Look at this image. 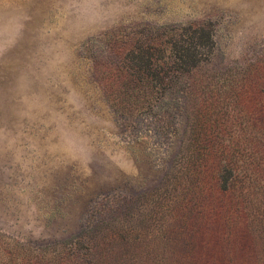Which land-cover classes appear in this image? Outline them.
<instances>
[{"label": "rangeland", "instance_id": "1", "mask_svg": "<svg viewBox=\"0 0 264 264\" xmlns=\"http://www.w3.org/2000/svg\"><path fill=\"white\" fill-rule=\"evenodd\" d=\"M0 264H264V0H0Z\"/></svg>", "mask_w": 264, "mask_h": 264}, {"label": "trees", "instance_id": "2", "mask_svg": "<svg viewBox=\"0 0 264 264\" xmlns=\"http://www.w3.org/2000/svg\"><path fill=\"white\" fill-rule=\"evenodd\" d=\"M213 43L211 28L202 25H189L182 32L172 36V39L167 42V46L163 50V56L159 57L158 60H161L163 64H166L169 60L176 69L187 70L197 65L205 57L203 49H211ZM127 58L131 60V67L138 71L137 77L139 78L137 79H143L140 72L150 81H156L160 78V74L153 69L155 60L152 54L131 52ZM230 177L224 178L223 189L226 188Z\"/></svg>", "mask_w": 264, "mask_h": 264}]
</instances>
